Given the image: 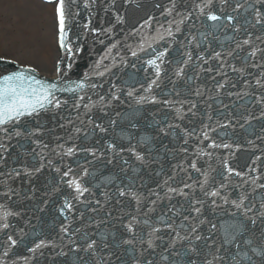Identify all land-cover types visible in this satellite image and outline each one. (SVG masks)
Listing matches in <instances>:
<instances>
[{
    "label": "water",
    "instance_id": "water-1",
    "mask_svg": "<svg viewBox=\"0 0 264 264\" xmlns=\"http://www.w3.org/2000/svg\"><path fill=\"white\" fill-rule=\"evenodd\" d=\"M89 2L91 7H85L84 0H77V5L72 8L75 14L66 21V42L70 43L71 49L61 47L63 58L59 72L65 80L74 81L83 80L84 73H87L89 79L86 84L95 83L98 87L85 88L78 93L84 97L79 109L71 107L72 94L58 93L59 99L69 100L68 105L21 118L20 127L25 124L32 128L42 127V133H37L36 138L47 143L49 148L44 153L45 167L35 176H0V193L9 188L19 193L0 195V264H65L67 258L56 253L61 249L67 251L71 246L69 239L82 243L78 235H72L76 229H81V234L95 233L94 238L104 233L111 240L113 232L118 238H128L131 234L125 226L133 216L141 222L150 219L153 226L161 230L159 234L165 235L171 230L165 228L158 217L163 214L166 222H174L178 226L183 216L189 215V201L193 199L204 202L203 214L192 212L184 221L185 225L196 224L192 217L213 219L219 214L220 220L228 219L223 213L234 211V206L223 204L220 197L204 195V191L211 192L219 187L221 178L217 173L221 169V159H226L230 166L242 173V176L233 173L224 181L229 187L220 189L221 196L228 195L229 199H234L233 188L243 180L258 178V183H264V118H261L264 111V31L260 26L253 28L244 24L246 16L250 19L249 13L241 10L235 21L222 19L213 32L219 39L210 38L211 47H208L199 33L210 30L203 25L216 22L199 14L192 7L193 0H177L171 15L167 10L172 6V0H135L131 4L126 0ZM194 2L200 4L201 0ZM236 2L228 0L227 14L237 15L232 12ZM220 7V0H213L212 11L217 15L221 14L218 11ZM188 12L193 13L191 18L187 17ZM118 16L123 19L118 20ZM237 24L242 25L239 31L233 27ZM177 27L181 31L177 32ZM109 28L111 32L107 31ZM169 32L172 34L169 35ZM191 35L197 36L199 48L195 41L190 43ZM245 40L250 42L244 44ZM237 44L241 47L238 48ZM188 52L192 59L185 65L181 61L187 59L185 53ZM215 52H220L221 57L214 58ZM160 53L164 56L162 60H157L161 68L159 86L153 85L152 91L148 92V83L156 77L155 68L147 61L156 59ZM69 64L71 68H68ZM179 68L184 70L182 76L176 75ZM209 68L211 72L207 71ZM60 69H63L62 73ZM14 71L18 70L11 65H0V75ZM141 84L143 88H140ZM220 84L224 86L218 87ZM133 88L137 90L136 97H147L145 103L137 104L135 97H127V91ZM196 90L202 94L195 95ZM113 94L118 95L119 100H113ZM163 100L171 101V105H164ZM192 103L196 107L189 112ZM84 104H88L91 110L85 109ZM176 109H180L183 119L177 116ZM116 112H120L121 116L117 117ZM208 115L211 120H208ZM89 119L94 123L89 124ZM112 119L117 121L115 126L110 124ZM81 121L84 123L81 124ZM132 123L137 127H131ZM94 124H100L108 131L100 132ZM169 124L179 127L169 128ZM204 124H208L209 128H203ZM76 127L83 131L76 133ZM185 130L192 134L185 135ZM202 132H207L211 139H205ZM145 136L152 139L143 143L142 137ZM4 139L0 133V140ZM213 140L233 147L213 148L210 146ZM11 143L15 144V141ZM109 143L116 145V149H109ZM57 144L63 145V148H57ZM25 146L29 150L33 147L30 143H25ZM69 147H74L75 154L72 156L66 155ZM84 148L96 150V155L82 151ZM129 148H135V152L144 155L148 163L137 161L135 153L128 151ZM183 148L188 151L183 152ZM201 150L203 153L211 152L212 156L202 155ZM109 159L111 164L107 163ZM125 160L127 165L123 163ZM23 162L15 158L13 150L7 162L0 166V172L20 169ZM32 162L31 157L26 159L28 166ZM192 163L200 169L199 172L190 167ZM209 164L217 171L212 172ZM57 167L60 168L59 173L55 171ZM69 168L72 172L62 177ZM122 168H127V171H121ZM85 169L89 175L84 174ZM205 173L208 174V184H204ZM106 178L112 179L109 181ZM71 179L89 189L78 200L73 199L75 189L67 184ZM184 183L190 184L191 188H185ZM248 186L243 185L244 188ZM169 187L182 188L188 197L168 192ZM119 188L136 191L141 198L139 206L130 194L119 196ZM261 191L264 190H258ZM149 193H158V196ZM65 198L75 210H66L61 214L59 209L64 206ZM97 200L99 204H96ZM153 200L157 201L154 205L156 211L145 216L144 213L153 207ZM213 200L221 205L216 213L211 211ZM172 206H175L173 211H169ZM194 206L200 207L199 204ZM93 207L97 208L96 212L90 211ZM41 208L44 210L41 211ZM176 209H179L180 215H176ZM5 212L19 215H9L5 219ZM80 212H84L83 219L79 218ZM169 217L172 219L169 220ZM93 221L103 222L97 227ZM4 223L9 227L3 228ZM62 224L69 227L68 233L61 232ZM134 229L138 235L148 239V229L142 224L134 223ZM201 229L207 235L206 226H201ZM8 236L17 240V244L12 245ZM40 240H45L48 246L35 253L30 252L29 249ZM53 243L59 247H53ZM261 243L255 239V245ZM136 247L139 249L140 245ZM160 250L157 249V252ZM121 255L125 264H130L134 254L122 252ZM153 259L160 264L158 255ZM112 264L118 262L113 260Z\"/></svg>",
    "mask_w": 264,
    "mask_h": 264
},
{
    "label": "snow or ice",
    "instance_id": "snow-or-ice-1",
    "mask_svg": "<svg viewBox=\"0 0 264 264\" xmlns=\"http://www.w3.org/2000/svg\"><path fill=\"white\" fill-rule=\"evenodd\" d=\"M49 3L52 0H48ZM114 2V0H113ZM135 0H126V3H134ZM56 7L55 13L58 22V32H59V45L65 49H71L70 43L67 41V32H66V21L70 15H74L72 12V8L77 5V0H55ZM213 0H201L200 4H196L193 0L192 7L196 9L199 14L206 17L207 20L213 21L211 25H203L210 30L207 32L199 33V37L207 44L208 47H211L210 38L218 40L219 38L213 35L214 30L219 26V22L222 19H226L227 21H235L237 20V16L239 12L243 10L246 13H249V17L244 18V24H248L251 27L255 28L260 26L262 31H264V0H237L235 6L232 8V12L237 15L227 14V5L228 0H220L221 7L218 11L221 13L217 15L215 11H212ZM85 7H91L89 0H84ZM177 6V0H172V6L167 10L168 14L171 15L172 11L175 10ZM208 9V11H205ZM187 17L191 18L193 15L192 12L186 13ZM118 20H122L123 17L118 16ZM183 23V20L180 21ZM85 28L88 25H84ZM195 27V25H193ZM237 31L240 30L242 25H233ZM177 32L181 31L179 27H177ZM93 31H100L99 29H93ZM111 32L109 28L107 30ZM172 33L169 32V35ZM229 39H231L229 37ZM260 39V37H257ZM195 41L196 47H200V43L196 35H191L190 43ZM250 41L245 40L244 44H248ZM237 47H241L240 44H237ZM231 55V52L228 53ZM136 55V53H133ZM187 55L186 60H182L181 63L187 65L188 62L192 59V55L190 52L185 53ZM254 55V53H253ZM164 53H160L156 59H150L147 63L155 68V77L150 83H148L147 91L151 92L153 85H158V80L160 77L161 68L160 65L157 64V60H162ZM221 53L215 52L214 58H220ZM3 57H0L2 60ZM72 65L69 64L68 68H71ZM236 70V69H234ZM61 73L63 69H60ZM183 68H179L176 72L177 76H182ZM208 72H211L212 69H207ZM35 70L32 68H22L19 71H14L6 75H0V133L3 134L4 140H0V166L4 165L7 162V158L12 155L13 150H15V158L18 160H23L20 169L13 168L11 172H0V176H9L12 177L13 174L15 177H20L22 174L32 177L37 173H40L45 164L44 161V153L48 150L49 145L44 143L43 140L36 138L37 133H42V127L32 128L25 124L23 127L19 126V122L21 118L26 116L39 115L41 110H49V108L53 110H59L63 106L69 104V100H61L58 98V93H70L72 94V104L71 107L75 109H79L81 107V102L84 97L79 96L78 93L85 90V88L96 89L98 85L86 84V81L89 79L88 74L84 73V79L79 81L74 80H65L63 75H61L59 80L49 82L47 80L37 79L34 73ZM191 79V78H189ZM260 81L257 80V84ZM223 84L218 85V87H223ZM102 87V86H101ZM144 85L141 84L140 88H143ZM111 92V89H109ZM117 91H121L117 89ZM136 89L127 91V97L133 98L135 97V102L137 104H143L146 102V96H135ZM178 94V93H177ZM202 93L199 90H196L195 95L199 96ZM113 100H119V96L113 94ZM103 100V97H101ZM153 101H155V97H153ZM162 103L166 106L171 105V101L163 100ZM196 105L194 103L191 104L188 111L192 112ZM210 107V106H209ZM225 107H227L225 105ZM84 108L90 111V107L88 104H84ZM177 116H180L183 119V115L180 112V109H176ZM115 115L117 117L121 116L120 112H116ZM196 115V113H193ZM208 120H211L212 117L208 115ZM255 118V117H252ZM261 118H264V111L261 112ZM89 124H93L94 122L89 119L87 121ZM69 123H73L69 120ZM84 121H81L83 124ZM117 121L115 119L110 120V124L115 126ZM156 123H159L157 121ZM231 124V121H229ZM60 127H64L63 124ZM131 127L136 128L137 125L135 123L131 124ZM169 128L179 127V125L169 124ZM243 127V125H241ZM94 128H98L100 132H107L108 129L103 127L100 124H94ZM203 128H209L208 124H204ZM11 129V130H10ZM211 131H215V129H210ZM76 133H81L83 131L82 128L76 127L74 129ZM163 131V129H161ZM192 133L187 132L185 130V135H191ZM205 139H211L208 136L207 132H202ZM87 135V133H85ZM59 139V137H57ZM151 137L145 136L142 137V142L147 143L151 140ZM15 141V144L11 142ZM24 141L25 143H30L33 145L31 150L25 146V143H21ZM187 143V140L184 141ZM211 147L213 148H226L230 149L233 147L231 144L220 143L218 144L215 140L211 142ZM57 148L62 149L63 145L57 144ZM109 149H116V145L109 143L107 146ZM239 147V145H236ZM84 152H91L94 156L96 155V150L91 148L81 149ZM53 152L56 149H52ZM121 152L124 149H120ZM128 151L135 153V158L137 161L141 163H148L145 159L144 155H141L138 152H135V148H129ZM183 152H187V148L182 149ZM75 154L74 147H69L66 151V155L72 156ZM150 154V153H149ZM202 155H207L209 157L212 156L211 152L203 153ZM59 155V153H57ZM101 155H103L101 153ZM28 157L32 158L31 166H28L26 163V159ZM49 164L52 161H48ZM107 163L111 164L112 160L109 159ZM125 165L128 164V161H123ZM221 165L220 171L217 173L221 181L219 183V187L216 190L211 192L204 191L203 186H201V190L204 191L205 197H220L223 204L234 206V211L224 212L223 214L228 216V219H219V214L213 219H209L204 217L202 219H197V217H192V219L196 220V224L185 225L184 221L189 219L192 212L197 213L198 215L203 214V206L204 202L202 200L193 199L189 201V215L183 216V221L176 226L174 222L169 223L166 222L165 215H160L158 219L164 223V227L170 229V233H166L167 240L165 239V235H161L160 229L153 226L150 219H145L142 222L137 219V217L133 216L132 219L127 223L125 229L131 235L128 238H118L116 233L113 232L110 235L112 239H109L108 235L104 233L99 234V238H94L96 236L95 233L83 232L81 234V229H76L73 236H79L82 243H77L74 239H69L68 244L71 245L67 248V251L61 249L56 253L57 256H63L67 258L65 264H112V261L115 260L118 264H125V261L122 258L121 253H133L134 255L130 258V264H157V261L153 259L158 255L160 264H264V191L258 192V190H264V183H258V178H251V180H243L241 184L236 185L233 188V194L235 196L234 199H229L228 195L221 196L220 189H227L229 185L224 181L228 180L231 174H235L236 176H242V173L236 171L235 168L228 164L226 159H221L219 161ZM191 168L196 169V171H200L197 168L195 163L190 165ZM212 172H216L217 170L212 167L211 164L208 165ZM57 173L60 172V168L57 167L55 169ZM121 171H127V168H122ZM134 171H136L134 169ZM186 171V170H185ZM72 172V169L69 168L67 171L63 172V176H68ZM85 175H89L87 169L84 170ZM61 177V178H62ZM109 181L112 178H106ZM208 174L205 173L204 184H208ZM69 187L75 189L76 195L73 199H79L84 192L89 191L88 188L82 186L80 182L76 179H71L67 181ZM243 185H249L247 188H244ZM185 188H191L190 184L184 183ZM239 189V191H237ZM58 190V189H57ZM118 195L123 197L125 195L130 194L132 197L136 198L139 206L140 196L136 191H132L131 188H119ZM168 192L176 193L177 195H181L184 197H188V193H185L182 188H168ZM10 194L19 195V193L14 192L11 188H9L6 192L0 193V195L8 196ZM157 195L158 193H149V195ZM47 195V193H45ZM47 203V201H44ZM100 202L97 200L96 204ZM157 201H151L153 207L148 209V212L144 213L145 216H148L149 213L155 212ZM199 204L200 207H195L194 205ZM175 206L169 208V211H173ZM221 205L217 204L215 200L212 201L211 211L216 213L217 209H220ZM41 211L44 209L41 208ZM66 210H75L74 205L67 199H64V206L59 209L61 214H63ZM92 212H96L97 208L93 207L90 209ZM179 209H176V215H180ZM9 215H19V213H4V218L6 219ZM79 218H84V212L79 213ZM169 220L172 218L169 217ZM103 221H93L97 227ZM135 224H142L144 227L148 229L146 235L148 237L147 240L144 239L142 235H138L134 229ZM201 226H206L207 235L204 234V230L201 229ZM9 224L4 223L3 228H8ZM62 233H68L69 227L65 225L60 226ZM181 232L184 234L182 235ZM255 239H259L262 243L259 245H255ZM8 241L11 242L12 245L17 244V240L13 239L12 236H8ZM159 241L160 243H157ZM147 245L145 248L144 245ZM136 245H140L138 249ZM255 245V246H254ZM48 244L45 240H40L38 243H35L34 247L30 248V252H37L40 249L47 247ZM53 247H59V245L52 244ZM128 246V247H125ZM67 247V246H66ZM157 249H161L157 252ZM72 254L71 256L69 254ZM43 254L42 252L40 253ZM7 255V252L5 253Z\"/></svg>",
    "mask_w": 264,
    "mask_h": 264
},
{
    "label": "rangeland",
    "instance_id": "rangeland-1",
    "mask_svg": "<svg viewBox=\"0 0 264 264\" xmlns=\"http://www.w3.org/2000/svg\"><path fill=\"white\" fill-rule=\"evenodd\" d=\"M0 57L54 76L59 51L53 5L40 0H0Z\"/></svg>",
    "mask_w": 264,
    "mask_h": 264
}]
</instances>
